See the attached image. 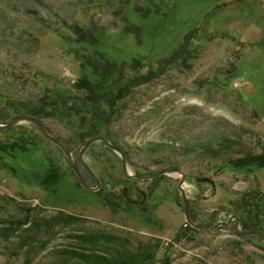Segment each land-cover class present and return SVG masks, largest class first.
Returning a JSON list of instances; mask_svg holds the SVG:
<instances>
[{
	"label": "rangeland",
	"instance_id": "374dc122",
	"mask_svg": "<svg viewBox=\"0 0 264 264\" xmlns=\"http://www.w3.org/2000/svg\"><path fill=\"white\" fill-rule=\"evenodd\" d=\"M153 1L164 11L142 15L126 0H0V123L31 116L46 96L80 100L75 83L88 66L72 25L93 28L96 63L133 78L124 63L139 59V74L154 72L109 123L128 172L182 171L129 176L106 142L81 152L77 108L66 120L63 107L45 104L40 121L97 188L33 122L0 128V264H97L100 253L138 264H264V239L239 236L233 217L258 199L264 219V167L229 163L264 151V0ZM180 184L195 222L231 221L187 230Z\"/></svg>",
	"mask_w": 264,
	"mask_h": 264
},
{
	"label": "trees",
	"instance_id": "16d2710c",
	"mask_svg": "<svg viewBox=\"0 0 264 264\" xmlns=\"http://www.w3.org/2000/svg\"><path fill=\"white\" fill-rule=\"evenodd\" d=\"M126 4H128V6L126 5L125 8L132 5L133 8L142 15H148L152 12L164 11L163 8H158L153 0H126ZM124 20L127 22L126 15H124ZM72 28L74 34L76 35V43L80 44L81 47L86 51V53H79V56L84 59V64L88 66L87 72L80 76L75 83V87L78 92H82L84 90V95H81L79 100L81 103H78L79 101H76V99L71 101L67 100L69 95L67 92H64L65 94L58 93V96H60L61 99L59 98L58 101L55 99L49 100L46 96L44 100L42 99L39 101L40 108L31 105V111L29 114L39 119L42 113L47 115L50 112L45 110L46 107L44 105L51 104L56 108L63 107V111L59 112V114H61V117L67 120L70 111L73 112L75 108H77L76 113L82 114L80 124L82 127L84 126L83 129H85L82 133H80V136L83 140L87 141L90 138L102 135L114 143L109 136L108 129L109 123L111 122L112 118H114L113 113L114 108L117 106V102L126 98V95L129 93L132 86L148 81L151 76H153L154 72L151 69L148 74H139L138 71L144 66L143 62L139 59H133L129 63H124L136 71L133 78L124 77V75L121 73V69L118 68L117 70V66H115L114 63L108 64L106 66L99 65L94 61L96 54L99 53V51L96 49L99 39L98 35L95 33V30L93 28L87 29L80 25H72ZM125 30L138 32L139 27L129 23L125 25ZM167 59L168 57H163V59L159 60L158 65L162 67L163 63H167ZM169 61L171 62L173 60L169 59ZM63 95L66 96L63 98ZM70 102H74L72 104L75 105H71ZM229 163L238 168L253 166L264 167V151L260 153L249 152L247 155L234 157L233 159H230ZM254 196H256V194L252 193L250 198L253 200ZM244 197H246V195H244L243 198ZM250 202L251 201L246 200L244 201L243 206H240L241 209L243 208L245 210L243 212H246L247 214L246 217H241L239 215L242 228L245 230L263 231L264 219L260 214L263 205L258 199L255 201V203ZM237 205L238 202L235 207H239ZM191 217L194 221H196V216H194L192 213ZM56 218H60V220L64 219L66 221L72 218H79V216L67 214L64 217L60 216L59 214ZM186 229L190 230L192 233L202 230V228L195 227L190 223L186 225ZM239 236L249 238L252 235L239 234ZM179 238H181L180 235ZM93 260L97 264H138L139 261L133 255H120L111 257L104 253L96 254L93 257ZM166 264H169V262H166Z\"/></svg>",
	"mask_w": 264,
	"mask_h": 264
},
{
	"label": "water",
	"instance_id": "95a60500",
	"mask_svg": "<svg viewBox=\"0 0 264 264\" xmlns=\"http://www.w3.org/2000/svg\"><path fill=\"white\" fill-rule=\"evenodd\" d=\"M23 120H27V121H31L33 122L35 125L38 126V128L49 138L51 139L53 142H55L59 147H61L65 152L66 154L68 155L69 159H70V162H71V165H72V168L73 170L75 171L77 177L80 179L81 183L90 188V189H96L97 187H93L91 185H89L87 183V181L85 180V178L83 177V175L81 174L80 172V169L77 165V162L75 160V158L73 157L72 155V151H71V148L66 144L64 143L61 139H59L57 136L53 135L48 129L47 127L42 124V122L37 119L36 117H33V116H30V115H22V116H19L15 119H13L12 121L10 122H7V123H0V128H7V127H10V126H13L14 124L20 122V121H23ZM96 141H104L106 142V145H108L109 147H111L112 149H114L115 151L119 152L122 156V161H123V167H124V170L126 172L127 175L129 176H133L134 174H131L128 172V169H127V157H126V153L116 144L112 143L110 140H108L105 136H95L91 139H89L88 141H86V143L83 145L82 149H81V152L83 153V151L89 147L92 143L96 142ZM81 153V155H82ZM85 166H86V169H88V171L92 174V176H94L97 181H98V185L100 184V180L99 178L94 174V171L91 170V168H89V166L87 165V163H84ZM172 170H178L180 172H182L180 169H164V170H161L157 173H154V174H151V175H134L135 177H152V176H155V175H158V174H162L164 172H167V171H172ZM184 174V173H183ZM185 177V174L183 175V178L184 179ZM180 188H181V191L183 193V198H184V207H185V213L187 214V219L188 221L190 222L191 225L195 226V227H199V228H209V227H212V226H215V225H223V224H227L229 221H231V218L229 219V221L227 222H220V223H208V224H202V223H198V222H195L191 216L189 215V211L187 209V199H186V195H185V192H184V189L182 187V185L180 184ZM235 218V227H236V231L241 234V235H258L260 237H262L264 239V232L260 231V230H245L243 229L241 226H240V220H239V216L237 214H235L233 216ZM232 217V219H233Z\"/></svg>",
	"mask_w": 264,
	"mask_h": 264
}]
</instances>
